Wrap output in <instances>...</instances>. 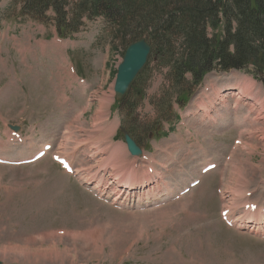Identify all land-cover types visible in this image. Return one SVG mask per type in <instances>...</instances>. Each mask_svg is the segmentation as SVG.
Wrapping results in <instances>:
<instances>
[{
  "label": "rangeland",
  "instance_id": "obj_1",
  "mask_svg": "<svg viewBox=\"0 0 264 264\" xmlns=\"http://www.w3.org/2000/svg\"><path fill=\"white\" fill-rule=\"evenodd\" d=\"M20 1L0 0V156L53 147L36 163L0 164L2 264H264V225L239 230L221 215L225 205H264V82L252 67L209 73L181 109L169 68L152 60L119 104L125 46L105 21L63 38L20 16ZM238 85L251 97L239 100ZM121 126L143 158L130 154ZM60 152L76 174L54 162ZM147 164L154 203L141 205L142 188H119L138 183Z\"/></svg>",
  "mask_w": 264,
  "mask_h": 264
},
{
  "label": "trees",
  "instance_id": "obj_2",
  "mask_svg": "<svg viewBox=\"0 0 264 264\" xmlns=\"http://www.w3.org/2000/svg\"><path fill=\"white\" fill-rule=\"evenodd\" d=\"M20 4L22 15L53 23L63 37L102 18L125 48L146 38L152 46L150 62L169 68L168 78L175 83L169 97L177 96L181 105L214 70L252 67L250 73L264 82V0H21ZM136 105L130 104L134 110Z\"/></svg>",
  "mask_w": 264,
  "mask_h": 264
},
{
  "label": "water",
  "instance_id": "obj_3",
  "mask_svg": "<svg viewBox=\"0 0 264 264\" xmlns=\"http://www.w3.org/2000/svg\"><path fill=\"white\" fill-rule=\"evenodd\" d=\"M151 51L152 47L146 39L134 42L127 48L116 75L115 92L117 99H122L128 93L137 76L146 66ZM125 139L131 154L141 155V148L127 132H125Z\"/></svg>",
  "mask_w": 264,
  "mask_h": 264
},
{
  "label": "bare ground",
  "instance_id": "obj_4",
  "mask_svg": "<svg viewBox=\"0 0 264 264\" xmlns=\"http://www.w3.org/2000/svg\"><path fill=\"white\" fill-rule=\"evenodd\" d=\"M243 77V76H242ZM206 79V78H205ZM238 84V83H237ZM233 88V87H232ZM234 89L235 90H239L238 92H236V93H234L235 94V96L237 95V97H238V99L239 100H245V99H248V98H250L251 97V92H250V90L249 89H244L243 88V86H240V85H238V87L237 86H234ZM108 98V97H107ZM252 99V98H251ZM108 100H110V99H108ZM212 101V100H211ZM221 101L222 102H224V101H226L225 100V97L223 96L222 98H221ZM109 102V101H108ZM213 102V101H212ZM200 103V102H199ZM211 103V102H210ZM255 103V102H254ZM254 103H252V107H253V104ZM203 104V103H202ZM246 104V103H245ZM107 105H108V103H107ZM206 105V104H205ZM105 106V105H104ZM251 106V105H250ZM203 107V106H202ZM207 107V109H208V105L206 106ZM234 107V106H233ZM200 108V107H199ZM209 112V111H208ZM240 113V112H239ZM190 114V113H189ZM206 114V113H205ZM207 116V115H206ZM243 118V117H242ZM254 118V117H253ZM256 118V117H255ZM190 119V118H189ZM261 121V120H260ZM187 123V122H186ZM259 129V128H258ZM231 131V130H230ZM254 133V132H253ZM246 134V133H245ZM83 137V136H82ZM110 137V136H109ZM254 137V136H253ZM75 139H76V137H75ZM262 139V138H261ZM250 140V139H249ZM16 141V140H15ZM253 142V141H252ZM123 143V142H122ZM64 152V151H63ZM66 153V152H65ZM64 153V154H65ZM249 153V152H248ZM240 170V169H239ZM262 170V169H261ZM238 171V170H237ZM242 174V173H241ZM238 175V174H237ZM150 177H152V173H150V172H145V173H143L139 178H140V180H139V182H138V184H140V185H138V186H134V187H132L133 185H135V184H137V183H133V184H129V190H136L138 187V189H140V188H142L143 190H144V192H146V193H148V188L146 189V187H148L150 184H151V181H150ZM240 177V176H239ZM260 179V178H259ZM237 180V179H236ZM243 180H245V179H243ZM147 185V186H146ZM150 187V186H149ZM158 191V190H157ZM124 192H127V191H125L124 190ZM130 192V191H129ZM153 194H154V192H152ZM151 195V194H150ZM156 195V194H155ZM237 195V194H236ZM144 197V196H143ZM148 201H150V200H148ZM248 201V200H247ZM234 205V204H233ZM233 205H230V206H228V205H225L224 207H223V210H225V209H227V208H229V207H232V210H233V212L231 211L230 212V214L231 215H233L234 216V211L235 212H238L237 210V206H233ZM245 205V204H244ZM260 214H262L261 212H260ZM263 216V215H262ZM235 217V216H234ZM254 218H255V220H257V212L255 213V215H254ZM238 224V225H237ZM258 224H264V219H263V217H262V219H261V222L260 223H258ZM236 225H237V227L238 228H240V229H243V228H246V220L245 219H238L237 218V221H236ZM249 230H254V229H249ZM45 238V237H44ZM54 244V243H53ZM55 245V244H54ZM7 251V250H6ZM70 254V253H69ZM23 255V254H22ZM67 255V254H66ZM24 256V255H23ZM70 256V255H69ZM62 257V256H61Z\"/></svg>",
  "mask_w": 264,
  "mask_h": 264
}]
</instances>
